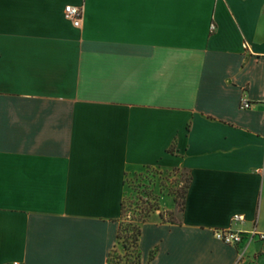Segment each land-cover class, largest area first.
<instances>
[{"label":"crops","instance_id":"1","mask_svg":"<svg viewBox=\"0 0 264 264\" xmlns=\"http://www.w3.org/2000/svg\"><path fill=\"white\" fill-rule=\"evenodd\" d=\"M147 167L191 182L136 264H264V240L214 235L264 232V0H0V264H124L127 177Z\"/></svg>","mask_w":264,"mask_h":264},{"label":"rangeland","instance_id":"2","mask_svg":"<svg viewBox=\"0 0 264 264\" xmlns=\"http://www.w3.org/2000/svg\"><path fill=\"white\" fill-rule=\"evenodd\" d=\"M189 176L190 173L187 169L175 168L165 171L157 167H147L129 175L127 177V194L125 197V225L137 222L139 207L147 204L143 201L158 204L160 206V214L163 211L168 219L178 221L177 216L182 212L181 205ZM171 191H179L180 204L175 201L174 196L170 193ZM163 195L171 196L174 199L176 210L166 209V207L162 206L161 197ZM127 232H130L129 229L125 230L124 234ZM131 252H134V249L131 248Z\"/></svg>","mask_w":264,"mask_h":264},{"label":"trees","instance_id":"3","mask_svg":"<svg viewBox=\"0 0 264 264\" xmlns=\"http://www.w3.org/2000/svg\"><path fill=\"white\" fill-rule=\"evenodd\" d=\"M191 182V176H189L188 183L186 185V189L183 195V202L181 205V211L185 208L186 194ZM176 202L180 204L179 200V191H171L170 192ZM147 204L140 206L139 209V218L136 223H129L127 226L125 225V216H126V204L125 198L122 201V216L120 218L119 230H118V241L119 244L124 248V254L120 253L115 247L110 253L109 260L113 263H124V264H136L141 261V251L139 249V241L142 234V225L147 221V219L151 216L154 211L160 210V206L158 204H151L150 202L143 201ZM161 217L163 221L176 223L174 219H168L165 212L161 211ZM126 227V228H125ZM129 229L130 232L124 234V231ZM131 248L134 249V252H131ZM155 256V251L151 252V259Z\"/></svg>","mask_w":264,"mask_h":264},{"label":"built area","instance_id":"4","mask_svg":"<svg viewBox=\"0 0 264 264\" xmlns=\"http://www.w3.org/2000/svg\"><path fill=\"white\" fill-rule=\"evenodd\" d=\"M65 18L70 20L74 26L79 27L83 19V8L81 6L67 4L64 10ZM214 29L215 26L213 25ZM251 103L249 101L243 102L244 108H249ZM234 222H244L245 217L242 214H235L232 218ZM215 237L229 245H239L244 242H250L254 238L258 237L260 240H264V232L258 229H253L250 232H243L241 230L230 228H217L214 230ZM235 264H248L245 256V250L241 251L238 255V259Z\"/></svg>","mask_w":264,"mask_h":264}]
</instances>
